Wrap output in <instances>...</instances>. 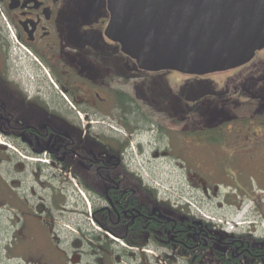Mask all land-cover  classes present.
Returning <instances> with one entry per match:
<instances>
[{
    "label": "flooded vegetation",
    "instance_id": "af4514ba",
    "mask_svg": "<svg viewBox=\"0 0 264 264\" xmlns=\"http://www.w3.org/2000/svg\"><path fill=\"white\" fill-rule=\"evenodd\" d=\"M110 17L107 0H0L6 253L15 264H264V48L219 73L147 71L107 34ZM156 162L181 172L175 200L148 184Z\"/></svg>",
    "mask_w": 264,
    "mask_h": 264
},
{
    "label": "water",
    "instance_id": "95a60500",
    "mask_svg": "<svg viewBox=\"0 0 264 264\" xmlns=\"http://www.w3.org/2000/svg\"><path fill=\"white\" fill-rule=\"evenodd\" d=\"M107 34L147 71L207 75L264 48V0H107Z\"/></svg>",
    "mask_w": 264,
    "mask_h": 264
},
{
    "label": "rangeland",
    "instance_id": "374dc122",
    "mask_svg": "<svg viewBox=\"0 0 264 264\" xmlns=\"http://www.w3.org/2000/svg\"><path fill=\"white\" fill-rule=\"evenodd\" d=\"M9 167V169H8ZM8 169L11 172V163H2L0 161V180L1 182L5 185H9L11 187V182L13 181V173H2V170ZM147 170L149 173L146 174V179L148 184L153 185L163 191L165 194L169 196L171 200H175L180 196V193L178 190H181L179 188V185L183 182V178H181L177 173L181 172H176V169L174 167V164L172 162H156V163H148L147 164ZM144 175V173H143ZM56 180L54 183L56 185H62L61 181H59V177L55 178ZM184 184V182H183ZM2 196L6 195V190L2 189L1 190ZM183 193H185L183 191ZM189 195V194H188ZM184 198L183 200L186 202L192 203L188 199L185 194H183ZM69 201L71 203L74 201L73 200V195L68 194ZM193 208V207H192ZM197 209V210H196ZM68 211L71 214V217H75L74 209L68 207ZM193 211H195L197 214H200L201 216H209V217H216V218H221L222 216L229 217L233 220H238L243 214L245 213L244 211L236 212L232 210H220L217 208H208L206 206L203 207H196L193 208ZM11 217V213L8 210V208H0V231L5 227L7 224V219ZM3 238H0V264H15V259L13 258V254L11 253L10 249L9 253L5 251L6 245L9 243L10 244V236L6 240H2Z\"/></svg>",
    "mask_w": 264,
    "mask_h": 264
}]
</instances>
